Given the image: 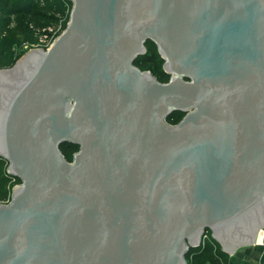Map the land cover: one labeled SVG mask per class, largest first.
<instances>
[{
  "label": "water",
  "instance_id": "95a60500",
  "mask_svg": "<svg viewBox=\"0 0 264 264\" xmlns=\"http://www.w3.org/2000/svg\"><path fill=\"white\" fill-rule=\"evenodd\" d=\"M70 1L46 48L0 68V156L20 179L0 264H187L207 229L229 254L254 243L264 0ZM147 40L167 81L134 63Z\"/></svg>",
  "mask_w": 264,
  "mask_h": 264
},
{
  "label": "trees",
  "instance_id": "16d2710c",
  "mask_svg": "<svg viewBox=\"0 0 264 264\" xmlns=\"http://www.w3.org/2000/svg\"><path fill=\"white\" fill-rule=\"evenodd\" d=\"M70 8V0H0V68L14 64L22 54L18 48L23 44L38 43V34L44 28L60 26L58 31L62 30ZM145 44L146 52L138 55L134 63L141 69H149L160 81H167L170 75L163 69V58L155 43L147 40ZM181 115L182 111H174L168 121L175 123ZM60 148L65 157L71 160L78 146L63 142ZM6 168L7 160L0 156V202L8 201L13 185L20 182L19 177L9 174ZM210 236L211 231L207 229L200 244L188 248L185 255L187 264H240L228 252L221 251L220 243ZM252 264H264V260Z\"/></svg>",
  "mask_w": 264,
  "mask_h": 264
},
{
  "label": "rangeland",
  "instance_id": "374dc122",
  "mask_svg": "<svg viewBox=\"0 0 264 264\" xmlns=\"http://www.w3.org/2000/svg\"><path fill=\"white\" fill-rule=\"evenodd\" d=\"M59 28L60 26L52 27V29L44 28L42 32L38 34V36H40V34L42 33H45L47 35V38L53 37L56 35L55 32L59 33L61 31V30L58 31ZM37 47L46 48L41 45H31V44L25 43L18 49L21 50L22 52L21 55H23L26 51H30L31 48H37ZM140 63L142 64V62ZM182 116L183 115L179 116V119ZM179 119L177 118V121ZM230 255L234 261L240 264H252L253 262L258 261V260H264V229L258 230L255 236L254 243L246 245V248L245 247L236 248L235 254L231 253Z\"/></svg>",
  "mask_w": 264,
  "mask_h": 264
},
{
  "label": "built area",
  "instance_id": "2783aa9c",
  "mask_svg": "<svg viewBox=\"0 0 264 264\" xmlns=\"http://www.w3.org/2000/svg\"><path fill=\"white\" fill-rule=\"evenodd\" d=\"M50 29H52V28H50ZM55 34L57 35L58 33L55 32ZM55 36L47 38V35L45 33L40 34L39 39H38V43H36L34 45H41L43 47H47L50 44V42L55 38ZM3 202H7V201H3Z\"/></svg>",
  "mask_w": 264,
  "mask_h": 264
}]
</instances>
